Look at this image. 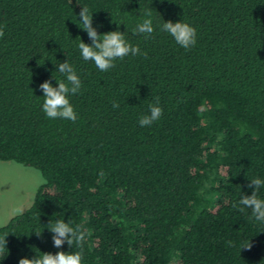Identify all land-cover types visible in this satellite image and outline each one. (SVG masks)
<instances>
[{"label": "trees", "instance_id": "trees-1", "mask_svg": "<svg viewBox=\"0 0 264 264\" xmlns=\"http://www.w3.org/2000/svg\"><path fill=\"white\" fill-rule=\"evenodd\" d=\"M83 6L99 34L120 31L147 57L107 72L85 61ZM148 9L146 39L133 29ZM164 20L193 26L196 45ZM0 26V161L46 180L0 227V264L78 251L54 247L56 219L89 233L83 264H264V221L239 210L264 180V0H0ZM67 60L82 81L75 122L47 118L39 87H58ZM157 97L162 117L141 127Z\"/></svg>", "mask_w": 264, "mask_h": 264}, {"label": "clouds", "instance_id": "clouds-1", "mask_svg": "<svg viewBox=\"0 0 264 264\" xmlns=\"http://www.w3.org/2000/svg\"><path fill=\"white\" fill-rule=\"evenodd\" d=\"M144 19L138 23L133 29L135 34H144L145 38L151 36L155 31L153 27L152 11L148 9L143 13ZM79 27L87 32L92 44L85 43L82 39L78 45L81 55L85 61H91L101 72H107L115 67L116 60H123L125 57L132 55H143L147 57V52H141L140 47L133 46L125 40L124 34L120 31H112L104 34H99L93 26V14L89 13L88 8L82 7L79 13ZM160 30L170 34L175 42L182 48L188 50L197 43V30L190 24L182 20L173 22L165 21L161 25ZM5 36L4 27L0 26V39ZM57 71L63 75V79L58 80L54 73L53 78L57 81L58 87H54L51 79L39 85L43 92L42 110L49 119H65L75 122L78 115L74 110L73 105L69 100V95H76L82 88V81L77 75L73 66L68 62H60L56 65ZM56 71V72H57ZM113 108H119V104L113 102ZM163 115V108L159 106V98L149 105L148 112L142 115L138 121L141 127L151 126L158 121ZM249 188L254 187L252 194L244 195L239 200L240 211L251 209L252 216L257 221H264V199L258 198V192L261 187H264V180L260 178L250 179ZM40 183H46V180L41 177ZM233 207H238L234 204ZM49 229L53 233V244L56 248H62L65 242L71 248H77L78 251L64 252L59 251L53 253H43L35 258H21L19 264H83V248L87 241L89 233L82 225L72 226L70 222H65L64 219H56L55 222H50ZM37 236L42 233L36 232ZM7 238V237H6ZM0 240V251L7 248V239ZM228 246H233V242L229 241ZM252 244H248L243 249H250ZM242 249V250H243Z\"/></svg>", "mask_w": 264, "mask_h": 264}, {"label": "rangeland", "instance_id": "rangeland-1", "mask_svg": "<svg viewBox=\"0 0 264 264\" xmlns=\"http://www.w3.org/2000/svg\"><path fill=\"white\" fill-rule=\"evenodd\" d=\"M41 177L34 168L0 161V227L31 206Z\"/></svg>", "mask_w": 264, "mask_h": 264}]
</instances>
